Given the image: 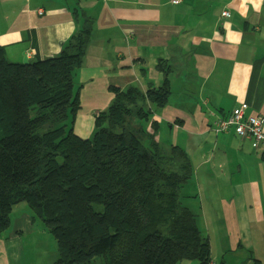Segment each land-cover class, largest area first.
I'll use <instances>...</instances> for the list:
<instances>
[{"label":"crops","instance_id":"1","mask_svg":"<svg viewBox=\"0 0 264 264\" xmlns=\"http://www.w3.org/2000/svg\"><path fill=\"white\" fill-rule=\"evenodd\" d=\"M75 5L93 30L73 75L74 132L91 135L94 113L111 101L109 86L157 87L163 60L171 92L165 113L153 117L181 131L178 145L192 166L187 204L209 239L210 263L264 264V145L232 128L214 130L216 119L241 105L261 116L264 129V0H0L6 58L56 55L76 29ZM23 211L0 237V264H39L22 238L38 223Z\"/></svg>","mask_w":264,"mask_h":264},{"label":"trees","instance_id":"2","mask_svg":"<svg viewBox=\"0 0 264 264\" xmlns=\"http://www.w3.org/2000/svg\"><path fill=\"white\" fill-rule=\"evenodd\" d=\"M71 13L76 29L52 57L13 62L0 47V237L20 206L51 235L56 264H210L184 190L189 156L156 138L170 66L157 61V87L109 86L91 135L78 136L73 75L93 21L77 5Z\"/></svg>","mask_w":264,"mask_h":264},{"label":"rangeland","instance_id":"3","mask_svg":"<svg viewBox=\"0 0 264 264\" xmlns=\"http://www.w3.org/2000/svg\"><path fill=\"white\" fill-rule=\"evenodd\" d=\"M155 111H157L158 113H165L163 112V109L155 110ZM74 127H75V122L73 128ZM180 133H181L180 130L171 128V125H167L166 123H159V129L156 133V138L165 148H167V146H169L170 144L178 145V142L181 139ZM186 189L187 186L184 187L185 191ZM21 205L23 204L21 203ZM19 207H17L16 211L23 209ZM23 212L26 213V211ZM24 213H22L20 217L24 216ZM37 223H38L37 226H35L36 224L32 226L31 233H29L28 231L25 232V234L22 235L23 236L22 238L26 246L27 255L33 253L34 256L35 255L37 256L36 260L39 262V264H47L48 261L51 260L52 258L54 259L57 258V253L55 246L52 242L51 235L49 234L47 229L44 228L43 226H42L43 227L42 230L41 228H39V225H42L39 220ZM187 262L192 263L193 261H187ZM193 263L196 262L194 261Z\"/></svg>","mask_w":264,"mask_h":264},{"label":"built area","instance_id":"4","mask_svg":"<svg viewBox=\"0 0 264 264\" xmlns=\"http://www.w3.org/2000/svg\"><path fill=\"white\" fill-rule=\"evenodd\" d=\"M180 2L181 0H169V3L173 5ZM228 14L227 10L221 12L222 17H227ZM214 125L215 131H227L232 128L237 135L251 138L255 145H264L262 118L260 115L246 113L244 105L233 109L224 118L216 119Z\"/></svg>","mask_w":264,"mask_h":264},{"label":"water","instance_id":"5","mask_svg":"<svg viewBox=\"0 0 264 264\" xmlns=\"http://www.w3.org/2000/svg\"><path fill=\"white\" fill-rule=\"evenodd\" d=\"M21 62H22V63H26V62H27V59H26V57H25L24 55H23V57H22Z\"/></svg>","mask_w":264,"mask_h":264}]
</instances>
